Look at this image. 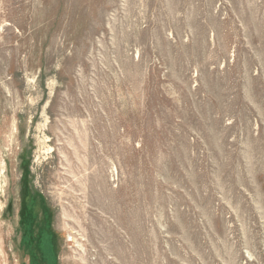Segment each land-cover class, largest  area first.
Returning a JSON list of instances; mask_svg holds the SVG:
<instances>
[{"label":"rangeland","instance_id":"rangeland-1","mask_svg":"<svg viewBox=\"0 0 264 264\" xmlns=\"http://www.w3.org/2000/svg\"><path fill=\"white\" fill-rule=\"evenodd\" d=\"M0 264H264V0H0Z\"/></svg>","mask_w":264,"mask_h":264}]
</instances>
